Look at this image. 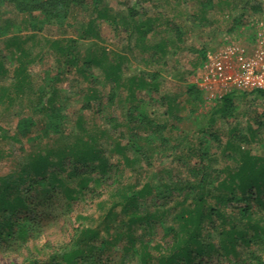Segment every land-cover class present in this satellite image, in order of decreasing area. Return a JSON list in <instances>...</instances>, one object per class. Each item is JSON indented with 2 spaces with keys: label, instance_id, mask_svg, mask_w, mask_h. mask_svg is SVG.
<instances>
[{
  "label": "rangeland",
  "instance_id": "rangeland-1",
  "mask_svg": "<svg viewBox=\"0 0 264 264\" xmlns=\"http://www.w3.org/2000/svg\"><path fill=\"white\" fill-rule=\"evenodd\" d=\"M134 3L102 0L97 9L75 7L63 24L46 25L38 32L29 26L28 13L19 12L9 0H0V89L10 91L0 100V189L10 182L12 185L29 169L32 156L57 152L64 144L53 134L46 138L40 129L43 117L33 111L39 88L45 86L47 93L56 88L55 101L65 116L64 132L76 133L78 120L91 136L98 138L104 129L108 132L97 144L102 163L80 167L65 160L50 168L47 178L21 186L27 209L12 215L16 221L12 237L3 228L10 213L0 211V264H26L35 258L60 256L74 247L81 226L98 230L96 246L100 241L112 243L104 251L94 250L81 258L83 264H140L136 249L141 242L149 244L153 256L167 255L165 248L173 236L167 228L178 231L175 216L192 208L194 202L190 185L197 176L192 171L199 162L196 149L200 147L209 157L206 178L211 187L238 168L243 152L264 157L263 98L235 92L231 105L222 110L223 100L208 101L203 96L201 102L194 103L186 96V86L195 84V74L208 53L231 42L250 49L258 38L264 39V0H147L136 8L137 20L152 27L145 38L126 23L127 10ZM89 27L92 34L81 38ZM70 39L81 61L100 56L104 50L106 64L120 63L126 76H141L147 82L151 74L158 76V90L135 93L140 104L134 111V124L138 125L144 112L153 124H164L160 136L140 129L136 133L149 144L134 139L139 148L136 153L125 147L131 136L127 114L133 109L132 99L120 90L113 105L109 104V81L98 66L89 70L94 76L92 82L74 69L61 73L62 58L55 52V42L62 45ZM159 43L164 44L166 55L152 47ZM18 47L26 52L33 86L16 98L12 84ZM93 90L98 99L91 98L92 108L86 109V96ZM98 104L100 112L96 114ZM25 118L36 124L28 140L17 136V125ZM115 142L120 146L116 148ZM51 176L56 180L49 179ZM144 184L151 186L152 195L141 200L137 209L142 215L155 217L128 228L122 225L126 212L120 207L111 211V203ZM256 222L264 230V211L250 225ZM219 223L215 220L214 229L205 225L194 264H232L233 253L222 249ZM19 225L28 231L25 239L16 236ZM247 225L243 222L238 227L247 230ZM261 238L264 245V233ZM256 241L248 245L238 240L236 251L245 258L261 248Z\"/></svg>",
  "mask_w": 264,
  "mask_h": 264
},
{
  "label": "trees",
  "instance_id": "trees-1",
  "mask_svg": "<svg viewBox=\"0 0 264 264\" xmlns=\"http://www.w3.org/2000/svg\"><path fill=\"white\" fill-rule=\"evenodd\" d=\"M147 0H135L134 6L127 10V25L131 24L135 27L141 38H145L147 34L152 32L151 24H141L137 20V7H141ZM9 3L14 6L21 13H28L29 26L32 30L40 32L46 25L59 26L63 24L69 12L75 7L92 6L97 7L102 3V0H9ZM92 29L89 27L82 33L81 38L92 34ZM86 35V36H85ZM179 38V37H178ZM61 41H56V54L61 57V73L68 72L74 69L75 73L83 76L85 80L92 82L94 76L90 73L92 66L102 68L109 81L110 91L108 93V103L113 105L120 90H125L129 99H132L133 109L127 114V124L130 128V142L125 147L132 148L136 153L139 151L138 144H134L133 140L144 141L147 144L148 140L144 136L140 137L136 133L138 130H143L144 133L156 134L159 136L164 131V124H153L152 119L144 113H140L138 125L135 123L134 111L139 110L140 100L136 99L135 93L143 90H158L159 83L157 75L151 74L150 82L141 76L123 74L122 65L120 63H107V54L101 50L100 56H91L81 61L79 53L75 47L74 40L66 41V44H60ZM54 43V42H53ZM160 54L166 55L165 46L162 43L152 46ZM18 64L14 70L12 94L16 98L25 94L27 89L33 86V79L28 72L29 60L26 52L22 47H18ZM204 57L199 67L203 64ZM57 78L52 81L54 83ZM51 82V80H50ZM50 85V83H49ZM45 87V86H44ZM38 89L36 95V103L34 105V113L43 117L42 133L46 138L51 134L60 137L63 140V145L57 150L46 151L43 155L32 156L29 162V169L22 171L18 179L13 184L8 185L5 189H0V211H8L9 218L4 222L3 228L8 236H13V226L16 221L13 220L12 215L21 213L27 209L26 201L20 191L21 186H25L28 182H36L37 179L47 178L48 170L63 161H68L71 166L85 167L87 165H94L102 163L100 151L97 144L100 138L104 137L108 132L102 130L98 138L87 133L82 125V120L76 123L77 132L69 135L67 130L64 132L62 122L65 119L61 111V107L55 101L56 88L52 92H45V88ZM7 89H0V100L9 94ZM92 94L87 95L86 109H91V98L98 99L96 91H91ZM255 96L264 99V91L251 92ZM235 92L225 96L222 100V110L228 109L231 105ZM186 96L194 103L201 102L204 94L197 88L195 84L186 86ZM9 98V97H8ZM166 99V98H165ZM56 103V104H55ZM168 111H172L171 102L167 104ZM96 114L100 112L99 104L95 108ZM35 121L31 118L21 119L17 125V136L21 139H29L31 130L35 127ZM135 128H132V127ZM153 129V130H151ZM153 131V132H151ZM158 133V134H157ZM70 139V141H68ZM155 139V138H154ZM153 139V140H154ZM66 142V143H65ZM120 146L115 142V147ZM196 149V157L199 160L192 169L196 173V179L190 185L193 190L192 200L193 205L185 210H181L175 216L178 222L179 230L174 232L172 227L167 228V232L172 233L171 244L165 248L168 252L166 255L153 256L151 248L148 243L141 242L136 249L140 264H194L197 255H200L201 241L200 235L204 230L205 225L209 224L212 229L215 220H219V236L223 240V251L225 253H233L234 260L232 264H264V245H262V234L264 230L256 222L250 225L256 218H260L264 211V157L251 155L249 152H243L239 158L238 168L228 174L226 179L219 181L215 187H211L206 178V170L209 162V157L205 152L198 148ZM53 157V158H52ZM53 159H56L55 161ZM196 167L199 170L196 171ZM75 174V172H74ZM56 180L53 176L49 178ZM83 184V183H82ZM12 192H19L16 196H11ZM152 195V188L148 184H144L141 188L133 187L129 191L124 192L119 200H114L111 203L110 210L120 207L126 212V221L122 225L132 227L141 221L145 222L149 218H154L150 213L142 215L138 212V203L145 200ZM184 203V202H183ZM182 203V204H183ZM246 222L247 230L251 232L248 235L247 230L240 229L239 224ZM20 226V225H19ZM18 226V227H19ZM17 237L25 239L28 236V231L20 226ZM99 240L98 230L89 226H81L75 235L74 247L69 251L62 253L60 256H51L45 260L33 259L26 264H83L80 262L81 258L90 255L94 250H103L111 243V241L99 242L96 246L95 242ZM238 240L250 245L251 242L256 241V244L261 248L259 250H252L248 256L243 258L236 251V243Z\"/></svg>",
  "mask_w": 264,
  "mask_h": 264
},
{
  "label": "built area",
  "instance_id": "built-area-1",
  "mask_svg": "<svg viewBox=\"0 0 264 264\" xmlns=\"http://www.w3.org/2000/svg\"><path fill=\"white\" fill-rule=\"evenodd\" d=\"M194 83L208 101L232 92L264 91V39L258 38L250 49L231 42L208 53Z\"/></svg>",
  "mask_w": 264,
  "mask_h": 264
}]
</instances>
